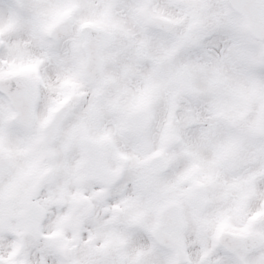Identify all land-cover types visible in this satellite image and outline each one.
<instances>
[{
    "label": "snow or ice",
    "instance_id": "6c2138e0",
    "mask_svg": "<svg viewBox=\"0 0 264 264\" xmlns=\"http://www.w3.org/2000/svg\"><path fill=\"white\" fill-rule=\"evenodd\" d=\"M0 264H264V0H0Z\"/></svg>",
    "mask_w": 264,
    "mask_h": 264
}]
</instances>
